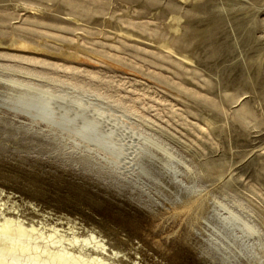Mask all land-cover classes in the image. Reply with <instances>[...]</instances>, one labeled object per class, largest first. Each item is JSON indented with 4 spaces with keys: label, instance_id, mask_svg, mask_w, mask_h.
Segmentation results:
<instances>
[{
    "label": "rangeland",
    "instance_id": "rangeland-1",
    "mask_svg": "<svg viewBox=\"0 0 264 264\" xmlns=\"http://www.w3.org/2000/svg\"><path fill=\"white\" fill-rule=\"evenodd\" d=\"M8 222L105 264H264V0H0Z\"/></svg>",
    "mask_w": 264,
    "mask_h": 264
},
{
    "label": "bare ground",
    "instance_id": "bare-ground-1",
    "mask_svg": "<svg viewBox=\"0 0 264 264\" xmlns=\"http://www.w3.org/2000/svg\"><path fill=\"white\" fill-rule=\"evenodd\" d=\"M16 106L24 109V102L18 100ZM44 111L38 108V113ZM43 112L41 116H43ZM86 124H80V136L85 135ZM104 149L112 150L108 142H98ZM24 225V224H23ZM44 228V227H43ZM35 230H27L13 223H4L0 226V264H105L97 258H88L80 252L73 253L64 247L61 241H47ZM51 237V236H50ZM68 238V237H67ZM59 244L58 247H52Z\"/></svg>",
    "mask_w": 264,
    "mask_h": 264
}]
</instances>
